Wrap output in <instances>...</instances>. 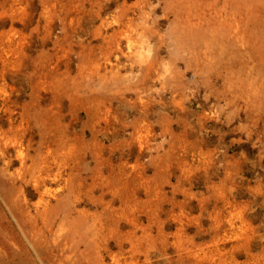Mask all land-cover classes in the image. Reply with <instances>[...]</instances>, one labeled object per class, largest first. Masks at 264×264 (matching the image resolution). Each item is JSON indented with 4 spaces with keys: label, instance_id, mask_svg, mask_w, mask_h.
Masks as SVG:
<instances>
[{
    "label": "rangeland",
    "instance_id": "rangeland-1",
    "mask_svg": "<svg viewBox=\"0 0 264 264\" xmlns=\"http://www.w3.org/2000/svg\"><path fill=\"white\" fill-rule=\"evenodd\" d=\"M0 264H264V0H0Z\"/></svg>",
    "mask_w": 264,
    "mask_h": 264
},
{
    "label": "bare ground",
    "instance_id": "bare-ground-1",
    "mask_svg": "<svg viewBox=\"0 0 264 264\" xmlns=\"http://www.w3.org/2000/svg\"><path fill=\"white\" fill-rule=\"evenodd\" d=\"M129 194H130V192H129Z\"/></svg>",
    "mask_w": 264,
    "mask_h": 264
}]
</instances>
